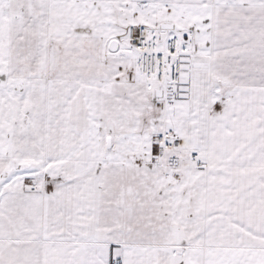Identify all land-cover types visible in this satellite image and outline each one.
<instances>
[{
  "label": "snow or ice",
  "instance_id": "6c2138e0",
  "mask_svg": "<svg viewBox=\"0 0 264 264\" xmlns=\"http://www.w3.org/2000/svg\"><path fill=\"white\" fill-rule=\"evenodd\" d=\"M0 264H264V0H0Z\"/></svg>",
  "mask_w": 264,
  "mask_h": 264
}]
</instances>
